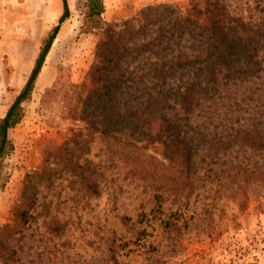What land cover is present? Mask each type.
Masks as SVG:
<instances>
[{
    "label": "rangeland",
    "instance_id": "1",
    "mask_svg": "<svg viewBox=\"0 0 264 264\" xmlns=\"http://www.w3.org/2000/svg\"><path fill=\"white\" fill-rule=\"evenodd\" d=\"M104 4V25L84 33L85 1L68 0L70 16L9 132L13 149L0 168V240L9 264H264V184L232 172L238 165L264 169V152L245 137L264 140V0ZM62 8V0H0V118ZM217 19L243 40L231 66L210 83L205 32ZM106 42L128 51L120 63L122 106L152 120L155 138L138 143L146 146L149 181L128 169L119 145L91 133L90 121L101 115L84 99ZM169 121L178 142L168 149L160 138ZM74 131L88 141L80 163L99 194L60 170L29 204L26 176Z\"/></svg>",
    "mask_w": 264,
    "mask_h": 264
},
{
    "label": "trees",
    "instance_id": "2",
    "mask_svg": "<svg viewBox=\"0 0 264 264\" xmlns=\"http://www.w3.org/2000/svg\"><path fill=\"white\" fill-rule=\"evenodd\" d=\"M85 12L82 32L90 33L101 28L104 25L103 13L105 12L104 0H84ZM62 14L55 27H53L47 36L43 39L39 49L38 56L35 60L34 67L19 94L16 96L12 104L7 109L3 117L0 118V168L3 159L13 149V142L9 137V132L24 116V103L31 99L36 81L42 71L46 58L51 50L52 44L57 37L62 23L70 16L68 0H62ZM217 12L219 8H214ZM214 23L213 30L205 32L210 48L206 53L205 65L208 71V82H217L218 73L223 68L231 66L234 57L239 53V46L236 42L242 41L231 38L228 31L224 30V25L220 24L222 19L208 20V23ZM199 24L203 27L202 22ZM106 45L100 50L102 57L100 66L91 72V88L88 91L86 102L94 103L97 106L101 119L95 118L90 121L91 133L99 131L102 138L115 148L119 145V151L125 153L123 160L128 169L135 173L143 180H148L145 168L146 159L144 147L139 146V142L145 140L150 141L155 138L151 134L152 120L145 115L144 111L139 109H124L121 104V90L127 83L125 74L121 72V60L124 59L128 51L115 42H106ZM97 117V116H96ZM100 123L101 125H98ZM175 124L168 122V134L166 138L161 136L166 147L171 146L174 142H178V135L175 131ZM162 135L160 133L157 134ZM246 139H250L255 149L264 152V140H255L252 135H246ZM88 141L81 131H74L73 135L59 148H53L49 151L44 162L36 168L32 173L26 176L24 188L22 192L23 198L30 204L36 196L37 190L41 185L52 186L54 179L53 172L56 175L60 170L72 172L86 190L92 194L98 195L99 190L95 181L92 180L91 174L80 163L81 158L87 153ZM173 153L172 158L179 155L176 148L170 149ZM51 157L54 158V167L50 165ZM143 158V159H142ZM59 165L63 168H58ZM56 167V168H55ZM88 172V174H87ZM237 173L240 179L247 177L254 182L264 184V169H252L247 166L238 165L232 171ZM93 174V173H92ZM5 177L0 171V187L5 183ZM149 181V180H148ZM176 181V179H175ZM176 183V182H175ZM18 214L24 217L26 211H20ZM166 223V226H169ZM5 245L0 240V259L2 264H9V258L5 255L2 248Z\"/></svg>",
    "mask_w": 264,
    "mask_h": 264
}]
</instances>
